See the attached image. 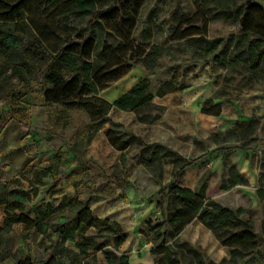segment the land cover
<instances>
[{
    "label": "rangeland",
    "instance_id": "rangeland-1",
    "mask_svg": "<svg viewBox=\"0 0 264 264\" xmlns=\"http://www.w3.org/2000/svg\"><path fill=\"white\" fill-rule=\"evenodd\" d=\"M260 2L264 5V0ZM201 5V0H142L132 38L162 45L168 54L160 57L154 73L147 74L144 66L137 64L101 93L112 100V91L120 90L129 80L134 85L146 75L153 93L166 79L186 85L183 90L154 98L163 110L153 121H141L140 116H153L155 109L141 114L113 109L109 121L94 131L84 111L44 102L39 72L24 96L0 98V180H11L12 186L18 180L16 187L30 193L31 216L39 205L56 207L79 193L93 200L90 207L94 214L119 220L127 238L118 253L126 254L131 264H157L161 254L153 250L160 245L168 246L179 264H221L229 258L228 249L196 219L174 236L164 224L160 229L165 235L156 238L153 228L172 209L164 189L175 178L171 163H161L159 156L151 159L147 145L159 143L193 162L181 172L179 184L194 188L199 180H205L206 195L226 207L241 209V217L251 220L258 246L264 247V200L256 192L261 187L264 163V78L255 80L247 73L225 71L210 58L197 60L186 38L174 39L176 29L200 23ZM239 32V24L226 18L207 23L209 38L225 39ZM10 82L16 85L18 80L13 76ZM208 98L221 103L219 115L201 112ZM109 127L118 139L116 144H124V149L108 138ZM236 128L242 131L228 133ZM56 161L58 168L50 169ZM229 164L246 177V184L222 187ZM74 179L80 184L78 190L71 183ZM3 218L0 205V228ZM23 228L16 224L9 231L0 229V264H49L52 234L30 232L25 236ZM88 233L95 235L93 230ZM54 264H69V260L57 257ZM241 264H264V257Z\"/></svg>",
    "mask_w": 264,
    "mask_h": 264
},
{
    "label": "trees",
    "instance_id": "trees-1",
    "mask_svg": "<svg viewBox=\"0 0 264 264\" xmlns=\"http://www.w3.org/2000/svg\"><path fill=\"white\" fill-rule=\"evenodd\" d=\"M142 0H0V98H20L30 91V81L37 72L42 74V97L47 104H58L68 109L84 111L94 131L109 121V112L115 108L141 114L142 110H157L153 116H140L141 121H153L163 107L153 102L148 75L141 77L126 92L108 101L101 92L125 76L135 65L141 64L147 74L159 67V59L168 49L157 43L145 44L132 38ZM198 13L200 23H191L176 29V41L187 39L191 55L197 60L210 58L225 71L247 73L251 78H264V5L260 0H201ZM222 17L240 26L236 36L227 38L207 36L210 19ZM116 39L117 41H115ZM16 77L17 84L10 82ZM12 88L7 89V87ZM20 86V87H16ZM187 86L164 80L156 94L183 90ZM211 103V106L206 105ZM201 112L219 115L221 104L208 98ZM112 125H116L111 122ZM244 125L243 127H246ZM90 132L88 140L94 134ZM242 131V130H241ZM240 131V132H241ZM113 129L106 135L116 144ZM238 128L228 133H240ZM217 134H213L216 137ZM119 143V142H117ZM151 159L160 157L161 163H171L174 180L165 187L171 211L154 228L156 238L165 235L161 226L167 225L170 235H177L194 219L210 229L221 245L229 251V258L221 264L254 262L264 257V247L258 246V237L251 220L241 217V209H232L206 195L207 182L200 180L194 188L179 184L178 177L192 161H185L176 152L159 143L147 145ZM165 150L162 152V150ZM58 161L49 165L58 168ZM222 187L246 184L247 179L233 164L228 165ZM46 172L43 173L45 175ZM261 187L257 195L264 200V163L260 175ZM16 186L18 180H14ZM78 190L80 184L72 180ZM11 185V180H0V205L3 206V224L9 231L23 224V234L30 232L51 238L53 255L66 257L69 264H131L128 256L118 253L127 232L122 225L108 217L93 213L90 198L76 197L56 207L48 204L36 207L30 215L31 195ZM33 190V196L36 195ZM264 231V219L261 221ZM93 230L95 235H90ZM98 237H101L99 239ZM163 264H179L168 246H157ZM157 260V264L160 263ZM159 261V262H158ZM22 264H26L25 261Z\"/></svg>",
    "mask_w": 264,
    "mask_h": 264
},
{
    "label": "crops",
    "instance_id": "crops-1",
    "mask_svg": "<svg viewBox=\"0 0 264 264\" xmlns=\"http://www.w3.org/2000/svg\"><path fill=\"white\" fill-rule=\"evenodd\" d=\"M131 70H132V69H131ZM129 72H130V71H129ZM127 74H128V73H127ZM162 82H163V81H162ZM162 82H161V83H162ZM161 83H160V84H161ZM160 84H159V85H160ZM159 85H158V86H159ZM158 86H157V88H158ZM157 88H156V90H155V93H153V92L151 91V92L154 94L153 101H154V98H155V97H157V98H163V97H164L165 95H167V94H170V93H174V92L180 91V90H177V91H173V92L166 93V94H164V95H162V96H158V95L156 94ZM106 89H107V88H106ZM106 89H105V90H106ZM105 90H103V91H105ZM103 91H102V92H103ZM102 92H101V93H102ZM101 96H102V95H101ZM118 96H119V95H118ZM118 96H117V97H118ZM103 97H104V96H103ZM104 98L107 99L106 97H104ZM115 98H116V97H115ZM115 98H114V99H115ZM114 99H112V100L107 99V100H108V101H113ZM219 103H220V102H219ZM220 104H221V103H220ZM113 109H114V110H118V109H115V108H113ZM113 109H111V110H113ZM96 215L99 216V217H104V216H100V215H98V214H96ZM116 220H117V222L119 221L118 219H116ZM116 220H115V221H116ZM119 223H120V222H119ZM55 236H56V234H53V237H55ZM122 245H123V244H122ZM122 245H121V247H122Z\"/></svg>",
    "mask_w": 264,
    "mask_h": 264
},
{
    "label": "bare ground",
    "instance_id": "bare-ground-1",
    "mask_svg": "<svg viewBox=\"0 0 264 264\" xmlns=\"http://www.w3.org/2000/svg\"><path fill=\"white\" fill-rule=\"evenodd\" d=\"M131 85H132V80L127 81V83L120 90H114V91H112V93H110L109 97L113 99L114 97H116V95L119 92L128 89Z\"/></svg>",
    "mask_w": 264,
    "mask_h": 264
}]
</instances>
